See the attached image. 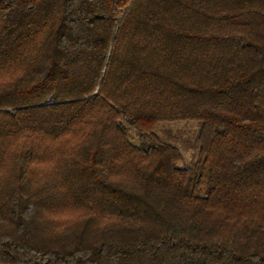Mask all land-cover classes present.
Returning <instances> with one entry per match:
<instances>
[{
	"label": "trees",
	"instance_id": "16d2710c",
	"mask_svg": "<svg viewBox=\"0 0 264 264\" xmlns=\"http://www.w3.org/2000/svg\"><path fill=\"white\" fill-rule=\"evenodd\" d=\"M0 264H264V0H0Z\"/></svg>",
	"mask_w": 264,
	"mask_h": 264
},
{
	"label": "rangeland",
	"instance_id": "374dc122",
	"mask_svg": "<svg viewBox=\"0 0 264 264\" xmlns=\"http://www.w3.org/2000/svg\"><path fill=\"white\" fill-rule=\"evenodd\" d=\"M199 131L196 123H176L162 125L158 133L167 142L179 147L184 154L183 164L189 165L194 160V142Z\"/></svg>",
	"mask_w": 264,
	"mask_h": 264
}]
</instances>
